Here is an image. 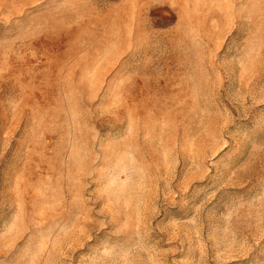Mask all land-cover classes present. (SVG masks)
<instances>
[{"label":"rangeland","instance_id":"1","mask_svg":"<svg viewBox=\"0 0 264 264\" xmlns=\"http://www.w3.org/2000/svg\"><path fill=\"white\" fill-rule=\"evenodd\" d=\"M0 264H264V0H0Z\"/></svg>","mask_w":264,"mask_h":264}]
</instances>
